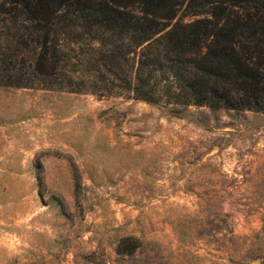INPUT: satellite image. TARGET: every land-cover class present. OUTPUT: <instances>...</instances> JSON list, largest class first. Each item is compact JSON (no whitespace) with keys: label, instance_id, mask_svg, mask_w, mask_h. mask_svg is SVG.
Listing matches in <instances>:
<instances>
[{"label":"rangeland","instance_id":"obj_1","mask_svg":"<svg viewBox=\"0 0 264 264\" xmlns=\"http://www.w3.org/2000/svg\"><path fill=\"white\" fill-rule=\"evenodd\" d=\"M0 264H264V111L0 84Z\"/></svg>","mask_w":264,"mask_h":264},{"label":"trees","instance_id":"obj_2","mask_svg":"<svg viewBox=\"0 0 264 264\" xmlns=\"http://www.w3.org/2000/svg\"><path fill=\"white\" fill-rule=\"evenodd\" d=\"M181 5L0 0V84L264 111V0L216 1L211 27Z\"/></svg>","mask_w":264,"mask_h":264}]
</instances>
